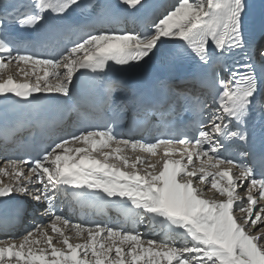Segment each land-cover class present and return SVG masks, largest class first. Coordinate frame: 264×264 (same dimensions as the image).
Here are the masks:
<instances>
[{"label": "snow or ice", "instance_id": "obj_1", "mask_svg": "<svg viewBox=\"0 0 264 264\" xmlns=\"http://www.w3.org/2000/svg\"><path fill=\"white\" fill-rule=\"evenodd\" d=\"M80 7V0H0V95L11 93L28 103L41 93L72 99L76 72L105 73L110 62L147 63L161 47L173 45L209 69L204 84L211 103L194 97L199 111L191 136L124 138L110 121L60 137L31 160H8L0 176L10 182L0 179V198L18 194L43 202L49 223L19 238L0 239V264H264V172L257 177L247 163L223 155L231 147L227 141L248 140L246 130H232L233 123L246 129L253 110L264 113V44L257 50L258 75L255 63L249 62L252 42L245 38L248 0H175L151 17L142 14L144 0H119L121 12L100 8L75 30L80 33L76 39L64 42L72 30L67 18ZM121 15L123 23L132 18L134 26L112 27ZM17 28L42 31L51 49L47 56L29 51L35 45L13 36ZM235 53L243 54V63L224 67L226 78L218 76L216 60ZM28 64L43 68V76L21 81L11 74L14 65L28 77L22 67ZM77 144L82 146L70 147ZM161 148L155 162L122 154L131 150L157 156ZM176 154L179 159L172 158ZM112 159L120 163H110ZM194 161L200 162L198 167ZM129 168L134 171L125 170ZM212 189L224 199L204 198ZM88 190L130 201L138 223L159 227L168 239L143 240L139 232L109 224L73 223L58 211L59 193L79 199Z\"/></svg>", "mask_w": 264, "mask_h": 264}, {"label": "bare ground", "instance_id": "obj_2", "mask_svg": "<svg viewBox=\"0 0 264 264\" xmlns=\"http://www.w3.org/2000/svg\"><path fill=\"white\" fill-rule=\"evenodd\" d=\"M248 3L250 5V12H249L248 16L246 17V21H248L247 18L249 17L251 19L253 18L252 24L254 26L260 25V23L263 24L264 23V0H252V1L248 0ZM22 67H23V71L29 73L28 77H24L22 75V73L17 71V69H16V67L14 65H10L11 74L18 80L23 81L25 79H29L31 81H34L35 80V75H39L41 77L43 76L44 69L41 68L40 66H32L31 64H28V65H23ZM49 71H50V69H49ZM49 79L51 80L52 77L50 76ZM8 94L0 95V100L3 99L5 96L8 97ZM0 144H2V143L0 142ZM72 146L73 145H70V147H72ZM105 151H111V149H105ZM131 152H132L131 150H127L125 153H122V154L127 155L130 159H133V160L135 159V157L137 155L141 157V156H143L145 154V155H148V156L144 160L155 162V161H157V158H160V156L163 154V148L157 150V152H158L157 156H151L148 153H143V152H140V151L132 152L133 154L130 155ZM96 153H99V152H96ZM150 157H151V160L149 159ZM172 158L179 159L180 158V154H176ZM112 160H110V161H112ZM185 163H186V160H185ZM0 179H2L4 181V183H9L10 182L9 177H6V176H0ZM208 179L210 180L211 178H208ZM217 179L219 180V177H217ZM221 183H224V181H221ZM207 186L210 187V185H207ZM199 187L204 188V185H199ZM205 187H206V185H205ZM208 192L209 191H206L204 195H208ZM210 192H213V194H215V195H219L216 192L215 189L210 190ZM237 193L240 194L241 196L244 195V192L241 189H237ZM254 195H258V193L254 192ZM209 196H211V195H209ZM218 199H224V197H218ZM42 205L45 206V204L43 202H42ZM58 211H60V210H58ZM72 220H75V219H72ZM38 222L40 224L47 225L49 223V216L47 215V213L44 215V218L42 220L39 219ZM1 223H3V222H1ZM73 223H76V222H73ZM81 223L86 224L87 222L86 221H81ZM87 225H89V224H87ZM17 228H19V227H17ZM66 234L73 235V233H70V232L66 233ZM141 234H142V239L143 240H155L157 242L166 240L165 237H162L161 239L157 238V237H153L154 235L152 236L151 232H148L147 234H145L143 232ZM6 237H7L6 235H3L1 239H7ZM71 242L72 243H83V240L73 239V240H71Z\"/></svg>", "mask_w": 264, "mask_h": 264}, {"label": "rangeland", "instance_id": "obj_3", "mask_svg": "<svg viewBox=\"0 0 264 264\" xmlns=\"http://www.w3.org/2000/svg\"><path fill=\"white\" fill-rule=\"evenodd\" d=\"M132 154H133V153L131 152L130 155H132ZM144 155H145V154H144ZM144 155H143V158L146 159L148 155H145V156H144ZM149 159L151 160V157H150ZM158 159H160V158H157V160H158ZM141 167H143V166H141ZM210 193H212V192L209 191V192H208V195H210ZM218 197H220V196L217 195L216 198H218Z\"/></svg>", "mask_w": 264, "mask_h": 264}]
</instances>
